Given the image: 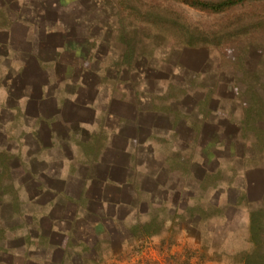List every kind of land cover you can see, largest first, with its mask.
<instances>
[{
  "label": "crops",
  "instance_id": "obj_1",
  "mask_svg": "<svg viewBox=\"0 0 264 264\" xmlns=\"http://www.w3.org/2000/svg\"><path fill=\"white\" fill-rule=\"evenodd\" d=\"M30 31L17 22L4 27L0 20V49L4 52V35L11 45L7 57H0L9 63H1L0 71V189H13L0 190V264H69L71 221L135 219L138 206L148 204L161 187L159 173L167 174V194L174 179L194 174L202 182L223 170L222 156L214 158L217 167L211 168L213 156L204 153V147L222 150L216 141L223 140L219 128L205 130L201 108L192 117L176 98L166 99L168 86L152 89L153 99L137 97L141 89L127 80L100 83V70L92 73L98 83L80 81L65 94L62 83L36 60L29 63L36 72L33 81L19 87L29 66L12 58L24 53L16 45H25ZM177 55V70L199 73L208 62L195 48ZM142 155V161H135ZM258 172L242 175L238 196L249 201L264 197V176ZM228 203L223 193L217 205Z\"/></svg>",
  "mask_w": 264,
  "mask_h": 264
},
{
  "label": "rangeland",
  "instance_id": "obj_2",
  "mask_svg": "<svg viewBox=\"0 0 264 264\" xmlns=\"http://www.w3.org/2000/svg\"><path fill=\"white\" fill-rule=\"evenodd\" d=\"M53 1H58V11L67 26L61 24L57 26V30L65 34L71 33L73 44L81 41L82 47L70 52V55H88L87 48L82 44L85 38L89 37L90 43H95V49L88 55L92 59L87 64L99 69V73L100 70L104 71L100 83L115 85L121 83V79L127 80L130 87L141 89L142 92H135V96L142 95L147 99L156 97L157 94L152 90L156 86H168L165 87L166 99L176 98L178 106L192 117L201 108L199 111L203 116L205 130L211 131V128L217 127L220 138H223L222 141L216 140L222 150L204 147V153L213 156L209 167H217L214 158L219 155L223 158L220 165L223 170H216L202 182L196 181L194 174L188 175L185 180L174 179V189L167 194V174L159 173L161 187L147 198L148 204L138 206L135 219H112L117 225L115 231L109 224L81 229L80 236L85 240L92 241L97 236L111 240L110 244L106 242L99 246L102 257L100 261L90 255L94 261L87 260L85 264H134L140 259L158 258L154 247L159 244L161 237L143 240L139 236L137 240H133L129 234L131 225L156 216L166 220V233L163 237H172L177 241V245L173 247L174 252L187 249L197 255L195 262L202 255L203 264H240L241 252L251 248L248 208L253 206L247 205V209L234 206L240 193V179L246 172L256 176V172L260 171L258 173L264 176V4L214 14L192 9L173 0H135L130 7L133 8L130 15L126 14L128 11L122 12V19H126V31L129 32V39L135 50L130 64L133 69L127 70L122 63V56L127 50L120 40L122 26L118 22V16L114 17L119 9L111 0H98L101 5L97 14L99 13L102 21L114 14L107 26L93 22L86 16L90 15L89 9L97 2L95 0H18L14 6H20L26 11V18L30 23L24 24L30 28L32 36L37 33L39 43L42 37L38 27L51 25L50 20L45 17V10ZM147 11L151 14L143 16ZM2 19L4 20V11L0 10V20ZM189 38L195 41V49L208 61L204 71L199 73L175 68L177 54L184 49L189 51L185 46ZM5 39L4 35V41ZM16 46L20 51L26 49V45ZM9 52L0 49V57H7ZM12 59L22 63L26 59L25 53H18ZM1 63L4 66L8 62L0 59L2 72ZM34 73V68L29 66L17 85L22 87L30 84ZM87 78L91 84L99 82L91 74ZM62 85L65 94L77 89L74 82ZM195 105L197 110L194 111ZM27 144L30 153L34 152L31 141H27ZM143 159L142 155L135 161ZM184 186L186 190L183 189ZM223 193L229 206L225 207L224 214L220 216L215 207ZM256 196L257 194L254 197ZM195 204H203L206 210L202 214L203 218L187 212ZM258 206L264 209V202ZM147 240L149 242L146 243ZM121 244L124 251L133 252L130 261L120 263L110 252L111 247L118 250ZM139 249L140 254L137 252ZM75 264H80V261L76 259Z\"/></svg>",
  "mask_w": 264,
  "mask_h": 264
},
{
  "label": "trees",
  "instance_id": "obj_3",
  "mask_svg": "<svg viewBox=\"0 0 264 264\" xmlns=\"http://www.w3.org/2000/svg\"><path fill=\"white\" fill-rule=\"evenodd\" d=\"M97 2H94L91 8L89 9V14H86V16L92 20L93 22H100L101 24L108 25V21L113 18L114 14L109 17L106 21H102L101 17L99 16V13L97 14V9L99 10V5H101L98 0H95ZM115 6L119 9V13H115V16L117 18L118 16V22L120 23L121 30H120V40L123 42V44L126 45L127 50L122 56V63L125 66V69L132 70L131 62L133 61V56L135 55V50L132 41L129 39V32L126 30V26L124 25L125 18H123L122 12L128 11V15L131 13L132 7L131 4L135 2V0H111ZM180 2L192 9L199 10L206 13H224L233 9L247 7V6H259L261 4H264V0H173ZM18 3V0H4V27L9 26L13 22H17L20 24H29L30 22L26 18V11L22 10L20 6L15 7L14 4ZM58 1H53L51 6L45 10V17L48 19L49 24H46L43 27H38V30L41 31V42L40 44V50L37 48L39 47V42L37 37V33L33 36L30 35L27 38L26 49L24 50L25 58L24 59V65L27 67L29 66V63H34V61H39L44 69H47L51 71L54 75V77L57 79V84H61L63 82H74V84L84 81H87L89 75L92 73H95L93 71H98L96 67H90L88 64L90 63L89 60L92 58H89V54L91 51L95 49V43H90V39L85 38L83 39L82 44L85 45L87 48L88 55L81 56V57H73L72 54L70 55V52L74 51L75 49H79L82 47L81 41L76 42L75 44L72 43L73 35L71 33L65 34L61 32L60 30H57V26L59 25H65V22H63L60 13L58 11ZM25 11V12H24ZM150 11H147L143 14V16L150 15ZM84 19V18H83ZM121 21H120V20ZM98 23V24H100ZM24 24V25H25ZM67 27V26H66ZM75 38V36H74ZM37 40V41H36ZM45 41V42H44ZM44 42V43H43ZM38 43V44H37ZM37 44V45H36ZM4 49L5 51H10L11 48L9 47V39L7 41H4ZM7 46V47H6ZM37 46V47H36ZM188 47V49H194L196 46L195 41H193L192 38H189V41L185 45ZM66 54H69L67 57ZM8 55V54H6ZM94 60V58H93ZM88 63V64H87ZM77 70V71H76ZM70 73V74H69ZM89 73V74H88ZM126 73V72H125ZM36 74V73H34ZM11 73L8 72V75L5 77V81H8L10 79ZM37 84L41 83L40 80L37 78ZM207 102H205V105ZM204 105V106H205ZM262 110V109H261ZM0 158H4L3 156H0ZM3 160V159H2ZM4 175V174H3ZM2 175V176H3ZM208 177V176H207ZM205 177V178H207ZM4 193H8V190L13 191L12 188H2L0 189ZM14 201L17 202V199L13 197ZM248 202V203H247ZM263 198L259 201H249L243 196H238L235 207H244L246 208L247 205H253L249 210V217H250V227H249V243L251 248L247 251L241 252V261L240 264H264V209L261 208L260 205L263 203ZM245 203V204H244ZM210 206V204H209ZM229 206L228 204L215 207L217 209V212H219V215L222 216L224 214L225 207ZM247 209V208H246ZM187 212L190 215L193 216H200L202 217L203 212H206L204 209L203 204H195L190 206V208L187 209ZM146 219H149L142 223H135L134 225L130 226L129 234L130 238L133 240H137L139 236L143 238V240H150L154 237H161L159 244H157L154 249L157 253L156 259L153 258H146V259H140L134 264H203L202 260L203 257L200 255L198 257V260L195 262L194 259H196L197 255L195 253H191L187 249L183 252L179 251H173V247L177 245V241L170 237L169 239H166V237H163V234L166 233V220L159 219L156 217H148ZM175 219V218H174ZM174 219L172 220V223L174 222ZM93 222V223H92ZM72 226L69 229L71 233V241L69 242V246L72 248V253L68 255L66 258V263L69 262V264H75L76 259L80 261V264H85L87 260L94 261V259L91 256L96 257L97 261L101 260V254L99 250V246L102 243H111V240L109 239H100L98 236L90 240H85L83 237L80 236V230L84 227L87 228H93V227H99L100 225L105 226L106 224H109L111 226L112 230L117 229V225L115 224V221H113L110 218H101V219H81L78 221H71ZM107 226V225H106ZM56 234V233H55ZM114 235V234H113ZM112 235V236H113ZM109 233V237H110ZM47 239H50V243L54 246H59L58 241L56 239H51V237H47ZM146 241L149 242V241ZM118 242V240H117ZM120 245V244H119ZM110 252L112 253L114 258H117L120 263L122 261H130L131 257L133 255V252L130 251H124L123 246L121 244V247L117 249L110 248ZM139 254L141 253V249L137 251ZM91 255V256H90ZM160 258H162V261H160ZM64 264V263H62Z\"/></svg>",
  "mask_w": 264,
  "mask_h": 264
}]
</instances>
